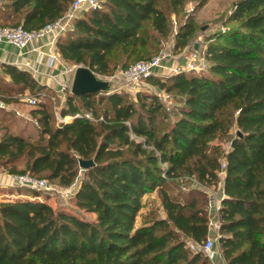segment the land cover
Instances as JSON below:
<instances>
[{
  "label": "trees",
  "instance_id": "1",
  "mask_svg": "<svg viewBox=\"0 0 264 264\" xmlns=\"http://www.w3.org/2000/svg\"><path fill=\"white\" fill-rule=\"evenodd\" d=\"M74 1L0 0V26L40 30ZM208 1L104 0L73 21L56 50L68 64L111 76L130 60L152 59L145 55L170 35V15ZM228 22L236 25L205 39V68L145 80L173 94L169 109L150 91L135 100L122 91L66 92L59 113L72 119L57 124L53 91L28 71L2 65L8 80L0 76V101L18 105L30 93L37 137L19 133L16 113L0 109V172L63 188L83 172L70 202L92 220L57 210L39 191L29 200L12 194L26 188H9L0 203V264H213L191 247L208 239L206 190L220 183L222 257L264 264V0H238ZM194 34L192 23L180 27L176 47H187ZM119 55L126 60L120 65ZM81 159L95 164L81 170ZM154 192L163 215L151 212L138 223L143 198Z\"/></svg>",
  "mask_w": 264,
  "mask_h": 264
},
{
  "label": "rangeland",
  "instance_id": "2",
  "mask_svg": "<svg viewBox=\"0 0 264 264\" xmlns=\"http://www.w3.org/2000/svg\"><path fill=\"white\" fill-rule=\"evenodd\" d=\"M238 0H209L204 6L201 8L195 9L194 3H188L183 11L178 15H170V23H171V32L170 35L166 38H159L156 42L151 43L152 48L148 51V54L145 55V58L151 59L157 56L162 55V63L161 66L156 69L153 75L159 77L164 80L172 75L173 71L179 69L180 71H191L188 68V64L190 62H194L193 70H200L206 67V61L204 58V52L206 49V41L205 39L211 35L218 33L219 31H225L228 27H234L236 24L232 22H228L224 25V22L227 21L230 13L232 12L235 3ZM81 17V14H78ZM193 24L195 27V34L189 40V44L185 48H177L176 47V35L179 31L180 27L185 25ZM118 64L125 62V58L119 55L117 58ZM148 61V60H147ZM139 61L130 60L127 63V68H122L117 70L111 76H100L96 75L98 79L107 81L109 83L110 91H122L127 92L129 98L135 100L136 94L141 91H150L155 92V94L160 98V100L165 103L166 108L169 109L172 107L176 101L173 99V94H167L164 91L158 90L156 87H151L148 83H142L139 85H134L128 83V80L123 76V72L127 71L129 67L134 65ZM73 69V74L77 67L81 65H72L69 64ZM1 76V75H0ZM2 77V76H1ZM2 83V82H1ZM72 85H69L67 92L70 91ZM43 93H45L43 91ZM64 96L61 93L50 92V103L55 115V122L59 124V119L61 118L60 109L64 104ZM24 99L23 103L16 105L22 112V114L29 115V111L32 108V105L28 104L27 100L34 99V97L27 93L22 97ZM4 105L2 101H0V109L1 106ZM1 115V113H0ZM16 118V129L20 130L23 128V134L25 137L36 138V126H33L32 123L25 120L23 117H19L17 114L14 115ZM19 128V129H18ZM227 148L228 145H225ZM83 172L80 173V178L75 181V183L68 188L60 187L56 182H48L51 184L53 191L50 193L39 191L41 196H49L51 199V203L55 205L57 210H68L76 215L80 216L82 219L86 221H91L87 214L81 212L76 207L72 205L70 202V198L74 195L76 189L79 186L80 179L82 178ZM196 183L194 182V185ZM186 186V185H184ZM217 189H213V192H217ZM1 190V189H0ZM206 190V189H205ZM207 191V190H206ZM24 195H31V190L27 189L23 191ZM209 199L212 200L213 196L208 194ZM2 200V199H0ZM143 208L138 217V223L143 221V218L146 217L151 212L158 211L156 216H162L163 213L160 210V200L157 194L151 193L146 195L143 198ZM210 204V203H209ZM215 206L210 208L209 210V220L212 221L211 215H213ZM160 211V212H159ZM218 213V212H217ZM212 223V222H211ZM211 224L209 223V226ZM217 242V241H216ZM213 263V261H212Z\"/></svg>",
  "mask_w": 264,
  "mask_h": 264
},
{
  "label": "crops",
  "instance_id": "3",
  "mask_svg": "<svg viewBox=\"0 0 264 264\" xmlns=\"http://www.w3.org/2000/svg\"><path fill=\"white\" fill-rule=\"evenodd\" d=\"M57 38L58 37L54 35H47L39 40H36L29 49L24 51H19L10 43H0V75L7 79L3 73L2 65L16 66L22 70L28 71L41 86L51 89L54 93H61L65 96L69 85H72L74 74L72 67L60 58V55L56 50L55 43ZM50 56L52 57L51 61ZM63 98L65 101V97ZM4 105L5 108L1 107L2 109L14 111L19 117L21 116L28 122L32 123L33 126L37 124V122L35 123V119H32L27 114H22L21 110L16 105H7L5 103ZM23 130L24 129L21 128L18 132L23 134ZM9 188H16L12 175L7 174L6 172H0V199L11 194L8 193ZM207 193H210L211 196H213V199L210 200V208H213V206L220 207L221 202L225 197L223 183L218 185L217 192L207 189ZM12 194L13 196H17L22 199L33 200L31 195H24L18 192H14ZM1 202L2 200H0V203ZM211 217L212 223L210 222L209 236L213 235L215 232L214 225L219 224V216L215 208ZM215 246L218 251V256L215 261H213V264H226L217 242Z\"/></svg>",
  "mask_w": 264,
  "mask_h": 264
},
{
  "label": "built area",
  "instance_id": "4",
  "mask_svg": "<svg viewBox=\"0 0 264 264\" xmlns=\"http://www.w3.org/2000/svg\"><path fill=\"white\" fill-rule=\"evenodd\" d=\"M104 0H75L70 8L68 9L67 13L59 20L47 24L40 30L37 31H28L22 28L21 26L18 27H2L0 26V43L7 42L12 44L16 49L19 51H24L30 48V46L36 41L39 40L47 35H54L59 37L63 34L66 30L72 27L73 21L77 19L79 16L78 14H83L84 12L91 10V9H98L101 8L103 5ZM163 56H157L152 58L148 61H139L129 67V69L123 72V76L128 80V83L139 85L142 83H146V79L154 74L156 69L161 66ZM52 57L50 56V61ZM41 61V58H40ZM51 64V62H50ZM188 68L190 70L194 68V62H190L188 64ZM180 72L179 69L173 71L172 74H176ZM28 104L34 105L35 100L30 99L27 100ZM1 107L5 108V105ZM85 117L91 121H95L92 118L91 114L85 115ZM72 117H65L60 118V123H66L70 121ZM36 123V121H35ZM15 182L16 187L20 188H27L31 191H43L50 193L53 191L51 184L43 178H37L33 175L26 173L22 175H14L12 176ZM219 206L215 208V210L219 211ZM215 232L213 235L208 236L207 241L202 246H192L191 248L194 250L202 251L208 259L211 261H215L218 256V251L216 249V241L219 237V224H215Z\"/></svg>",
  "mask_w": 264,
  "mask_h": 264
},
{
  "label": "water",
  "instance_id": "5",
  "mask_svg": "<svg viewBox=\"0 0 264 264\" xmlns=\"http://www.w3.org/2000/svg\"><path fill=\"white\" fill-rule=\"evenodd\" d=\"M109 89V83L98 79L96 74L89 68L79 66L76 68L70 93L75 96H83L90 94H98ZM236 144V140L232 142V147ZM94 160H79L81 170H87L94 166Z\"/></svg>",
  "mask_w": 264,
  "mask_h": 264
}]
</instances>
